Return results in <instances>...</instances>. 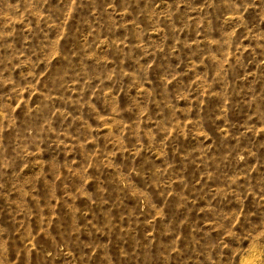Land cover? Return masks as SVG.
Here are the masks:
<instances>
[{
    "label": "rangeland",
    "instance_id": "obj_1",
    "mask_svg": "<svg viewBox=\"0 0 264 264\" xmlns=\"http://www.w3.org/2000/svg\"><path fill=\"white\" fill-rule=\"evenodd\" d=\"M0 264H264V0H0Z\"/></svg>",
    "mask_w": 264,
    "mask_h": 264
}]
</instances>
